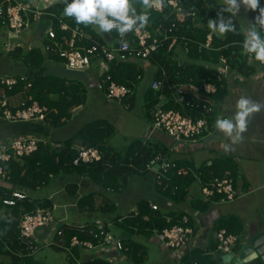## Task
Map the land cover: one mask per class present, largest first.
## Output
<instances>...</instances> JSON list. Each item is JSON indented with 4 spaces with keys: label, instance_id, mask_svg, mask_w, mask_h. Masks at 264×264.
<instances>
[{
    "label": "crops",
    "instance_id": "obj_1",
    "mask_svg": "<svg viewBox=\"0 0 264 264\" xmlns=\"http://www.w3.org/2000/svg\"><path fill=\"white\" fill-rule=\"evenodd\" d=\"M32 1L41 9H48L49 7L59 5L60 15L68 21L75 22L74 18L65 17L62 13L66 5L65 0ZM203 1L205 2L204 8L207 11H213L217 14L219 9L224 6L222 0L217 4L216 9H212L210 7V2L207 0ZM136 4L140 5L138 2ZM137 5H135V7ZM260 6L264 7V0H260ZM257 15H259L258 10L245 12L242 6L238 16L232 17V19L237 20L239 32L244 36L242 41L245 40L249 22L254 23ZM45 16L46 15H42L39 20L33 22L31 28L24 31L28 34L27 39L24 41L19 40L20 33L17 35L7 32L0 26V50H4L11 59L18 62L10 69L12 72H3L2 62L0 61V75H20L28 72L31 78L38 75L59 76L66 79L67 85L79 82L81 92H89L88 89L93 91L94 99H92V101L95 107H92V109L102 108L105 110L104 105L108 108H112V106L108 104L111 99L108 98L103 90L97 87L98 82L103 78L102 60L100 58H93V62L87 69L75 70L67 67L63 59L45 52L46 58L44 63L38 69L33 68L27 70L21 57L12 56V52H14L15 49H11L15 47L17 42H19L22 48H26L27 50L35 46L43 47L47 28L51 25L48 18ZM214 19H217V15ZM195 21L196 26L202 27V23L197 17ZM148 25L150 26V23ZM153 29V33L160 35L164 28L157 26ZM95 30L107 42L111 44L115 43L113 38L115 34L113 31L109 34L100 33L97 29ZM210 33H212L213 38L220 37L212 31ZM261 35L264 36V31L261 32ZM38 40L41 41L40 44L37 42ZM179 51L185 58V61H187L188 56L183 52L181 46L179 47ZM188 61L190 60L188 59ZM141 62L146 68L144 76L137 82V86L133 89L132 94L124 99L123 102H126V105L132 108L136 101V95L139 94L142 96L146 107L143 116L148 118L149 121L144 123L141 122L140 127H142V129H140V133H142L143 136L135 137L130 142L127 149L122 153H118L115 143L110 142V140L115 138V132L121 131V129L117 127V123H112L108 118L88 120L89 117H87L85 119L86 121L83 123L78 122L79 117L86 108L85 104L87 100L81 102L79 105L72 106L69 109L71 116L69 118H63L58 123L51 122V118L49 119L50 121L47 120L48 117L44 120L13 122L8 121L0 115V141L15 137L35 135L42 139V143L49 145L56 151H61L68 146V144L71 145L72 149L90 146L88 142L93 138H97L99 141L98 146L101 151L103 150L102 153H108L112 157L118 156L115 159L116 162V160L118 161L127 155L130 157V154L136 150L135 147L132 148L133 143L139 140L142 145L158 149V152L166 154L171 160L186 165V170L191 172L194 178L188 189V197H175L174 191H171L174 197L166 193L165 190L169 188V185H162L159 183L153 173L135 175L142 179V182H140L139 186L136 188L129 189L130 186H128L127 182L126 185L124 184L125 187L123 185L120 186L119 189H115V187L111 186L104 190L101 189V186L94 182L88 174H83L82 176L73 174L68 177V180L72 181L73 179L77 181L79 190L76 196H68L66 182L57 178L51 180L50 183L39 186L35 190L20 187L19 185L13 186L11 182L9 183L7 181L6 183L0 182V187L11 188L13 192H21L30 198L50 200L53 206L54 217L57 220L65 219V217L56 216V209H63L62 211L65 213L72 207H80L78 204L79 199L89 196L92 192L95 194L94 204L96 203V206H93V208H89L88 206L84 208L80 207L81 209L88 210L89 213L100 211L103 214L116 211L117 206L124 211L128 210L126 216L118 215L110 222L102 220L101 218L89 220L90 222H84L91 224L100 221L106 223L109 230L110 225L121 227L122 231L120 235L114 233L116 237L121 238L124 242V259L120 260V264H193L194 260H198L201 263L220 264L219 258L221 254L216 252V248L219 242L217 233L221 229L230 230L240 237V241L233 247V252L239 255L243 249V243H250L252 237L257 235L264 226L262 216V211L264 210V111L255 114L253 119L249 121L248 130L243 134L244 138L240 143L232 145L230 139L219 131L217 132L218 135L215 140L209 139L211 136L209 135L196 143L175 141L166 132L154 128L153 124V107L155 105L165 106L171 100L170 96L162 94L159 100L157 99L158 102H156L155 99L148 95L147 90L151 88V83L155 80L156 73L159 70V63L157 61L151 62L148 60ZM196 63L215 67L221 72V77L225 78L223 84L224 89H222L220 93L211 96L203 95L202 85L197 84L196 81L189 80L188 82H183L187 87L186 89L192 94L201 98H209L216 107V111L219 115L227 117L232 116L236 111V101L241 96L252 98L255 101H264V69L258 62L255 61L249 65L244 63L240 66L236 65L233 67L225 66L222 63L213 64L210 63V61L202 59H198ZM16 66H24V68L19 70L15 68ZM162 69L163 74L166 76L167 70L164 68ZM30 91L29 88L22 87L14 93H9L10 106L15 108L18 107L22 101L31 100L33 96ZM85 96L86 95H84V97ZM50 98L54 101H58V93L50 94ZM100 121L105 122L106 126L108 125L109 128L102 126L101 128L103 129L100 130L101 128H99L98 134L94 133L95 130L91 129L90 131L87 128L90 123ZM67 123H72L73 127L71 129H64ZM107 133H109V135H107ZM125 135H128L127 132ZM223 144L231 145V151L225 152L222 147ZM226 173H229L230 176L235 179L239 195H237L234 200L224 203L203 201L201 185L211 181L215 176ZM44 186L48 188L43 192ZM109 192H115L116 196L112 197L109 195ZM142 199H147L149 202L159 205L161 216L165 220L164 223H169V217L175 218L187 212L193 217L192 224L195 226L196 233L194 239L185 249L177 252L166 247L159 240L155 230L160 227L156 226V223H152L151 221V213L154 212L150 210L147 214L145 213L143 216H139L141 211L139 203ZM106 203L109 204V207H104ZM39 232L42 231L39 230ZM110 254L119 258L118 251L110 252ZM248 259L249 261L243 264H264L263 259L259 256L254 258L252 256V258ZM224 264L235 263L233 261H228Z\"/></svg>",
    "mask_w": 264,
    "mask_h": 264
},
{
    "label": "built area",
    "instance_id": "obj_2",
    "mask_svg": "<svg viewBox=\"0 0 264 264\" xmlns=\"http://www.w3.org/2000/svg\"><path fill=\"white\" fill-rule=\"evenodd\" d=\"M164 1L160 9L164 7ZM169 4L180 13L182 11L181 0H168ZM192 14V13H189ZM42 15H49L57 20V26L50 25L47 28L46 39L43 49L50 54L63 59L66 66L75 70L87 69L97 57L102 60L103 78L98 82L97 87L103 90L109 99L123 102L125 98L132 94L133 89L126 84L117 83L109 72L108 62L114 60H147L153 52H157L166 40L176 39L178 22L172 23L163 29L160 35L153 34L148 28H142L133 32V37L129 35L120 38L119 44L108 46L95 41L92 35L87 32L83 26L76 22L68 21L61 15L50 12L47 9H41L32 0H0V26L7 32L19 35L31 28L34 21L40 19ZM184 41L185 51L190 50V43L186 38ZM91 41L86 44L85 41ZM122 41L127 42L128 47H122ZM243 42L236 44L242 46V56L240 51H233L240 64L247 65L255 62L243 52ZM15 44L11 50L19 46ZM198 51L204 49H213V35L209 33L206 41L197 42ZM29 50L31 49L28 48ZM27 50V49H26ZM220 61L225 66L228 65V57L221 56ZM258 62V61H256ZM264 69V64L258 62ZM220 78V77H219ZM25 81L26 87H32L33 81L28 74L1 75L0 77V115L8 121L18 122L25 120H44L49 111L48 106L42 105L36 100L30 104L29 101H22L18 107L10 106V96L6 92L13 89L19 81ZM154 90L163 88V81L156 79L151 83ZM7 88V89H6ZM174 90V100L180 105V108H166L155 105L152 109L154 128L166 132L175 141L182 143H196L203 138L212 135L217 131L216 120L218 118H227L219 115L216 107L209 98L197 97L187 90L183 83L170 86ZM203 95L211 96L218 91L216 82L208 78L201 86ZM212 118V119H211ZM42 139L35 135L25 137H15L0 143V178L4 179L6 171L2 163L12 159H20L24 156L36 152ZM76 150L73 158L74 165L93 164L103 159V153L98 145L82 146ZM186 170V165L171 160L166 154L158 153L147 164L146 171L153 173L159 183L170 186L174 175H182ZM172 191L176 192L179 187L172 184ZM201 194L203 201L213 203H224L234 200L239 191L236 188L235 179L229 173L215 176L211 181L201 185ZM14 196L23 199L26 194L14 192ZM32 201V198L29 197ZM5 203L14 204V198L4 199ZM152 210H158L159 205L151 203ZM191 215L187 212L178 217H169L170 225L164 228L156 229V235L159 240L168 248L179 252L195 237V226L192 224ZM19 240L23 247L22 255H35L43 246L59 247L63 251H68L75 257L77 264H83V261L74 255L72 248H80L81 251H94L91 255H97L105 258L113 264H120L124 259V242L121 238L111 233L108 225L103 222L96 223H72L66 219L57 220L54 217L53 206H38L32 211L23 213L18 222ZM77 228L90 237L80 238L73 235L70 245L65 243V228ZM41 230L42 232H39ZM218 244L216 252L221 255L229 254L233 247L240 241L237 234L230 233L226 229H221L217 233ZM118 251L119 258L110 254ZM82 254H85L84 252ZM193 264H208L194 260Z\"/></svg>",
    "mask_w": 264,
    "mask_h": 264
},
{
    "label": "trees",
    "instance_id": "obj_3",
    "mask_svg": "<svg viewBox=\"0 0 264 264\" xmlns=\"http://www.w3.org/2000/svg\"><path fill=\"white\" fill-rule=\"evenodd\" d=\"M181 4L182 11L178 13L169 4L168 0H165L162 11L155 10L154 8L150 10L149 23L151 27L149 25L145 27L153 33V28L157 26L166 28L172 23V21L178 22V29L176 31L177 38L166 40L163 45H161L159 50L157 52H153L147 59L148 61H157L159 63V70L156 73L155 80L160 79L163 81V88L161 90H154L151 87L147 90L148 95L155 99L156 102H158L157 99L159 100V97L162 94L170 96L171 100L164 106L166 108H180V105L177 104L173 99L174 90L170 88V86L175 84L192 80L196 81L197 84L202 85L208 78H211V80L216 82L218 86V91L216 93H220V91L224 89L223 84L225 78L221 77V72L215 67H209L207 65L196 63L198 59L217 64L221 63L220 57L225 56L228 57V65L232 67L241 65L239 63L240 58L238 59L235 55H233L234 50H239V56H242V46L236 43L244 39V36L239 32L237 20L233 19L237 29L235 33L229 32L223 37H215L213 38V49H204L203 51H198L197 42L206 41L209 33L211 32L207 26V21L209 19L216 18L217 13L213 11H207L204 8L205 2L203 0H181ZM135 5L137 4L135 3ZM136 9L138 13L143 10L141 5H137ZM47 10L60 15L59 5L49 7ZM228 15V13H225L226 17ZM45 17L48 18L51 25L55 27L57 26V20L55 18H52L49 15H46ZM196 17L202 23V27L196 26ZM80 25L83 26V28L92 35L93 39L100 44H106L108 46L119 44L120 38L118 36V32L115 30H113L115 34L113 37L115 43L111 44L101 37L91 26L86 27L83 24ZM133 32L127 34L129 35V38L133 37ZM183 37L186 38L185 40H188L190 43V50L188 52L185 51L184 41L182 39ZM85 43L90 44L91 41L87 40ZM180 46L190 61H188V59L185 61V58L179 51ZM42 48L43 47L35 46L30 50H26V48H22L21 45H19L15 51L12 52V56L21 57V60L24 62L27 70H31L33 68L38 69L44 63L47 53H45V50L43 52ZM48 54L53 55L50 53ZM147 60L136 59L132 61L117 59L108 62L110 66L109 72L117 83L126 84L130 88L134 89L137 86V82L143 78L144 72L146 70L144 64L141 61ZM162 68L167 70L166 76L163 74ZM26 73L28 74V72ZM20 75L15 76L18 77ZM31 80L33 83L32 87L29 89L31 90L30 93L33 98L29 100V104L36 99L42 105H47L49 108L47 120L51 118V122L58 123L63 118H69L71 116L69 109L72 106L79 105L84 101V95H81L82 92L80 91L79 82L73 83L72 85H67L65 78L55 75H38L34 76V78H31ZM22 87H26V84L25 81L20 80L13 89L8 90L6 88V92L8 94L14 93ZM52 93H58V101H54L50 98V94ZM102 126L105 127L106 123L100 121L90 123L87 128L90 131L91 129L95 130L94 133L98 134V129ZM106 127L109 128L108 125ZM102 129L103 128L100 130ZM107 135H109V133H107ZM98 144L99 141L97 138H93L88 142V145L90 146ZM133 147H135L136 150L130 154V157L127 155L118 161L116 160V162L115 159L118 156L112 157L108 153H105L103 154V159L97 163L90 165H74L72 161L76 154V150L72 149L70 144H68V146H66L63 150L56 151L49 145L41 143L38 150L31 155L24 156L20 159H12L10 161L3 162L2 165L6 171L4 180L9 183L11 182L13 186L19 185L20 187H26L31 190H35L39 186L45 183H50L51 180L57 178L66 182V190L68 195L76 196L79 190L77 181L73 179L72 181H69L68 177L72 176L73 174L78 176L88 174L90 178L94 182L98 183L103 190L107 187H111V185H114L115 189H119L121 186L118 183L120 179L123 181L122 185H126L128 178L132 175H146L151 173L146 171V166L155 155L161 153L158 152V149L150 148L147 145H142L139 140L133 143L132 148ZM193 179V174L188 170H185L182 175H174L169 188L165 190V192L173 195L171 192V187L173 184L174 186L179 187V189L174 192L175 197H188V189L192 184ZM13 193L14 192L11 190V188L0 187V258L8 259V264H43V262L40 259L38 260L36 257L37 254L28 256L22 255L20 253L23 251V247L20 244L17 226L20 216L23 213L32 211L38 206H52V202L47 199L34 198H32L31 201L27 195L23 199H18L13 195ZM94 195L95 194L92 192L87 197H81L78 201L79 206L81 208H84L85 206L93 208ZM10 198H14V204H8L4 202V199ZM151 203L152 202H149L147 199H142L140 201L139 208L141 211L139 216L141 217L151 210L154 212L151 213L152 223H156V226H159L160 228L169 226L170 222L164 223L165 220L162 218L159 209L152 210L150 207ZM104 207H109V204L106 203ZM64 230L65 243L67 246L70 245V240L73 235H78L80 238L90 237L89 235L74 227H66ZM227 231L232 233L230 230ZM54 248L57 251H63L62 249H59V247ZM72 250L74 255L83 261V264H113L112 262L107 261L105 258H101L97 255L85 254V257H83V252L80 248L73 247ZM69 261L70 264H77L75 257H71Z\"/></svg>",
    "mask_w": 264,
    "mask_h": 264
},
{
    "label": "clouds",
    "instance_id": "obj_4",
    "mask_svg": "<svg viewBox=\"0 0 264 264\" xmlns=\"http://www.w3.org/2000/svg\"><path fill=\"white\" fill-rule=\"evenodd\" d=\"M139 3L143 10L137 12L135 3ZM66 7L63 10L65 17L74 18L76 24L86 27L92 26L100 33L117 31L123 38L128 33L138 31L149 23L151 9H160L163 0H65ZM224 6L217 14V19L207 21L208 28L223 37L226 33L237 31L232 17L238 16L243 6L245 12L257 11L255 22H249L243 42V52L264 64V7L260 6V0H223ZM225 13L229 15L226 17ZM122 47L127 48V42L122 41ZM264 111V101H255L252 98L241 96L236 101L235 113L227 118L216 120V129L224 133L231 144L242 142L243 134L248 130L249 121L254 115ZM225 152L231 151V145H222ZM254 258V257H253Z\"/></svg>",
    "mask_w": 264,
    "mask_h": 264
},
{
    "label": "rangeland",
    "instance_id": "obj_5",
    "mask_svg": "<svg viewBox=\"0 0 264 264\" xmlns=\"http://www.w3.org/2000/svg\"><path fill=\"white\" fill-rule=\"evenodd\" d=\"M210 2V7L212 9H216L217 4L221 2L222 0H207ZM71 2V1H69ZM66 5L64 6V8ZM64 10V9H63ZM63 13V11H62ZM46 32V29H45ZM28 37V34L26 32H22L19 35V40L24 41ZM39 44L41 43L40 40L37 41ZM43 49V48H42ZM44 52V49H43ZM46 52V51H45ZM0 61L2 62V71H10V69L15 65V63H18L14 59H11L4 50H0ZM21 64V63H20ZM10 65V66H8ZM15 68H18L19 70H22L24 66H16ZM189 89V88H188ZM89 92H82L81 95H86L83 99L84 102L87 100V103L85 104L86 108L83 110V113L78 119V122H85L86 118L88 120H92L95 118H108L112 123L115 122L117 123V127L121 129V131H116L115 132V138L110 140V142L115 143L117 146V152L122 153L125 151L130 144V142L135 138V137H140L143 136L142 133H140V129H142L141 122H148V118L144 117L143 114L146 110V107L144 105V98L140 96L139 94L136 95V101L135 104L132 108L128 107L126 105V102H117L114 100H109L110 103L109 105L112 106V108H108L105 106V110L100 108V109H92L93 106V101L94 99V93L90 89H88ZM99 104V102H98ZM91 108V109H90ZM84 118V119H81ZM73 127L72 123H67L64 129H71ZM64 131V130H63ZM114 131V130H113ZM127 132V136L125 135ZM6 140V139H5ZM1 140V142L5 141ZM76 140V139H74ZM0 182L6 183V180L0 178ZM118 182V181H117ZM142 182V179L139 178V176L132 175L128 178V186L129 189H133L139 186V183ZM121 186H123V181L120 179L118 182ZM111 184V183H109ZM112 187H115L114 185H111ZM125 187V185H124ZM43 192L48 188L47 186L43 187ZM112 197L116 196L115 192H109ZM70 196V195H68ZM101 205V204H100ZM96 206V203L94 204ZM104 206V205H102ZM118 209V210H117ZM63 209H56L55 215L57 216H63L67 221H71L74 223H84V222H90L89 220H95L97 218H101L102 220L105 221H112L113 218L117 217L118 215L120 216H126L128 213L127 211L122 210L121 208L119 209V206H117L116 211L108 212L106 214L101 213L100 211H94L89 213L88 210H83L80 207H72L69 210H67L65 213L62 211ZM122 211V212H121ZM62 212V214H61ZM104 212V211H102ZM92 222V221H91ZM112 224V223H111ZM110 230L114 234H121V227L117 225H110ZM114 234V235H115ZM85 254H91L94 253V251H88V250H83ZM85 254H83V257H85ZM72 254L68 251H57L53 247H48V246H43L37 253V258L38 260L40 259L43 264H70L69 259L71 258ZM0 264H8V259H3L0 258Z\"/></svg>",
    "mask_w": 264,
    "mask_h": 264
},
{
    "label": "water",
    "instance_id": "obj_6",
    "mask_svg": "<svg viewBox=\"0 0 264 264\" xmlns=\"http://www.w3.org/2000/svg\"><path fill=\"white\" fill-rule=\"evenodd\" d=\"M218 130L214 132L209 139L215 140L218 135ZM262 216H263V222H264V210L262 211ZM253 257H261L264 261V226L261 229V231L252 237V240L250 243H243V249L240 252L239 255H236L233 251L229 254H224L221 255L219 258V263L224 264L225 262L228 261H233L235 264H243L245 262H248V258ZM248 259V260H247Z\"/></svg>",
    "mask_w": 264,
    "mask_h": 264
}]
</instances>
